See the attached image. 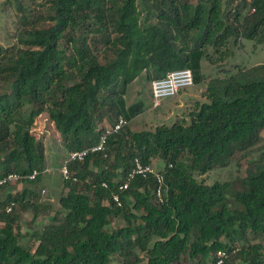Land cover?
I'll return each mask as SVG.
<instances>
[{
    "label": "trees",
    "instance_id": "1",
    "mask_svg": "<svg viewBox=\"0 0 264 264\" xmlns=\"http://www.w3.org/2000/svg\"><path fill=\"white\" fill-rule=\"evenodd\" d=\"M139 1L45 0L46 12L30 15L15 0L17 45L0 48V83L9 89L0 94V178L34 171L25 181L41 178L46 149L32 131L36 116L48 115L69 152L82 150L119 116L130 122L142 111L127 106L126 95L144 72L154 81L188 68L198 84L204 60L225 69L243 40L264 41V0H150L155 23L141 21ZM235 68L210 79L189 121L125 126L109 137L107 159L71 162L61 210L30 234L33 248L22 244L17 214L0 213V264H181L183 257L209 264L237 243L225 264H264V153L237 187L199 179L264 143V64ZM136 157L165 163L163 202L153 176L119 192ZM26 192L34 195L9 194L0 205L25 208Z\"/></svg>",
    "mask_w": 264,
    "mask_h": 264
},
{
    "label": "rangeland",
    "instance_id": "2",
    "mask_svg": "<svg viewBox=\"0 0 264 264\" xmlns=\"http://www.w3.org/2000/svg\"><path fill=\"white\" fill-rule=\"evenodd\" d=\"M24 7L29 10L30 15L36 12L41 14L46 12L47 3L45 0H20ZM43 5V6H41ZM152 3L150 0H140L138 10L141 13V21L146 23H155V18L152 15ZM38 6H40L38 8ZM21 27L20 11H18L15 0H0V48H13L17 45L15 34ZM21 48V47H20ZM236 57L227 64L225 69L219 68L218 63L211 64L209 61L202 62L203 79L200 83L195 84L181 91L180 97L186 98L190 95H197L196 101L204 102L205 88L210 79L220 75L224 76L226 70L234 71L236 64L245 66H254L264 64V41L254 45L253 42L243 40L235 48ZM152 81L147 79L144 72L142 77L134 81L128 88L126 95L127 106L135 104L142 105V111L130 120L129 127L134 131L155 130L159 125L171 126L175 122L182 121L183 118L190 120L187 116L189 111L195 105L193 102L189 107H177L180 102L179 97L165 100L158 108L153 107L152 98ZM9 91L8 87L0 83V94H6ZM178 96V95H177ZM34 136L43 141L46 149L45 171L41 178L36 183L19 181L13 185L6 186L0 189V198L7 197L9 194L16 196L24 190L34 193L33 196L26 192L28 206L24 208L23 204H19L15 213L19 217L18 229L22 234L26 233L27 238L22 241L23 245L28 248L35 246L34 238L30 235L32 232L41 231L44 226L50 223L51 217L60 211L59 199L64 195V177L62 168L68 158L70 152L63 145L59 133L55 126L49 121L48 115L43 113L36 116L35 125L32 128ZM264 137V130L262 131ZM263 146L254 150L250 155L236 156V160L225 167H215L205 175L199 177L207 184H213L217 181L233 182L234 186H238L237 182L246 177L249 170L254 169L255 165L260 163L261 155L264 153ZM153 166L156 170H161L165 167L163 161L155 159ZM45 191L44 193L42 191ZM32 205H35L33 207ZM261 243L262 239H257L254 243ZM236 246L241 247L239 243ZM234 258V257H232ZM213 260L209 262L212 264ZM236 261L234 264H237ZM181 264H197L183 257Z\"/></svg>",
    "mask_w": 264,
    "mask_h": 264
},
{
    "label": "built area",
    "instance_id": "3",
    "mask_svg": "<svg viewBox=\"0 0 264 264\" xmlns=\"http://www.w3.org/2000/svg\"><path fill=\"white\" fill-rule=\"evenodd\" d=\"M192 86H194V76L191 69L185 68L168 72L166 76L152 81L151 89L153 107L158 108L163 101L175 98L181 91ZM129 123L130 122L124 116H119L113 126L107 127L102 132L96 145L70 152L65 161V165L62 168L64 180H70L72 178L69 171V164L71 162H83L91 155H97L101 158L107 159L109 157V137L113 134L119 133V131H121L125 126H128ZM36 176H38V171H34L31 175H22L16 172L8 173L0 178V189L13 185L19 181H24L25 179L34 180ZM150 176H153L156 180V197L160 202H163L167 192V186L165 184L163 174L159 170H156L153 164H144L138 157L133 160V166L125 177V181L118 187V190L119 192H122L128 189L130 183L136 177L148 178ZM74 180L76 181L77 179L74 178ZM42 192L44 193L45 191L43 190ZM113 201L117 207L122 206V200L119 193H115L113 195ZM17 207L18 203L11 200L0 205V213L11 214L15 212ZM240 249V247L235 245L230 251H218L212 264H225L227 260L235 257Z\"/></svg>",
    "mask_w": 264,
    "mask_h": 264
},
{
    "label": "crops",
    "instance_id": "4",
    "mask_svg": "<svg viewBox=\"0 0 264 264\" xmlns=\"http://www.w3.org/2000/svg\"><path fill=\"white\" fill-rule=\"evenodd\" d=\"M180 95H181V92L178 94V96H176V98L177 97H179L180 98V102H178V104H177V107H189L193 102H195L196 100H198L197 99V95H190V96H188L187 98H186V101H184V98L183 97H180ZM9 196V192H8V195H7V197ZM27 196V195H26ZM6 197V198H7ZM6 198H5V196L4 197H1L0 198V201H3V200H6Z\"/></svg>",
    "mask_w": 264,
    "mask_h": 264
}]
</instances>
